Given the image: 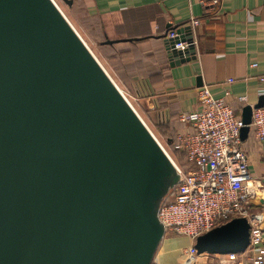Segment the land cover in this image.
I'll use <instances>...</instances> for the list:
<instances>
[{"label":"water","instance_id":"water-1","mask_svg":"<svg viewBox=\"0 0 264 264\" xmlns=\"http://www.w3.org/2000/svg\"><path fill=\"white\" fill-rule=\"evenodd\" d=\"M184 31L166 36L172 67L197 58ZM262 107L242 109V141ZM181 179L55 0H0V264H153ZM250 236L236 218L194 247L240 254Z\"/></svg>","mask_w":264,"mask_h":264},{"label":"crops","instance_id":"crops-1","mask_svg":"<svg viewBox=\"0 0 264 264\" xmlns=\"http://www.w3.org/2000/svg\"><path fill=\"white\" fill-rule=\"evenodd\" d=\"M76 1L97 22L92 29L98 37L117 42V50L127 53L123 63L144 82L149 111L157 112L160 121L172 124L177 133L186 128L179 120L181 114L202 106L204 87L215 99L226 98L238 114L264 96L260 82L264 76V0ZM204 2L212 6L205 8ZM195 19L200 20L199 26L191 24ZM175 27L185 29L182 34L187 42L195 41L197 58L172 67L166 36ZM226 91L230 96L226 97ZM242 97L247 98L245 103L239 101ZM243 147L251 176L262 191V198L253 205L264 211V143L250 132ZM191 244L187 237L166 238L154 263H181L183 251Z\"/></svg>","mask_w":264,"mask_h":264},{"label":"built area","instance_id":"built-area-1","mask_svg":"<svg viewBox=\"0 0 264 264\" xmlns=\"http://www.w3.org/2000/svg\"><path fill=\"white\" fill-rule=\"evenodd\" d=\"M211 6L204 2L205 8ZM200 23L197 19L191 22L193 26ZM177 29L171 28L167 38L179 37ZM188 47V43L176 45L183 52ZM260 82L264 85V76ZM228 96L230 92L226 91ZM200 98L202 106L179 117L186 128L177 134L176 148L186 154L187 163L181 169L170 157L182 179L160 211L166 237H187L192 241L182 253L181 264H198L201 260L207 264H264V211L253 205L262 198V191L251 176L241 140L245 126L242 116L226 98L215 99L207 87L201 89ZM239 101L245 103L247 98ZM250 128L255 139L264 143V107L253 109ZM236 218H247L251 225L250 245L244 253H197V237Z\"/></svg>","mask_w":264,"mask_h":264},{"label":"rangeland","instance_id":"rangeland-1","mask_svg":"<svg viewBox=\"0 0 264 264\" xmlns=\"http://www.w3.org/2000/svg\"><path fill=\"white\" fill-rule=\"evenodd\" d=\"M55 1L66 15L68 20L75 27L82 39L85 41L87 46L91 49L100 63L106 69L121 92L125 95L127 100L131 103L133 108L137 111L151 132L155 135L165 151L169 154L177 166L183 169L185 164L179 160L175 154V151L173 150V147L167 143L166 139L161 136L157 129V125L162 122L160 121L157 112L151 109L149 111L148 109L150 105L147 101L148 96L146 95V91L143 87L144 82L140 81L138 76L139 74H135L134 70H127L123 61H118L111 49L102 47L103 42H101V39L87 31L88 29L85 27V24L82 21L84 19L83 16L79 15L78 17L73 9L66 5L62 0ZM169 237L170 235L166 238L168 239ZM202 262L203 261L201 260L198 264H202ZM177 264H181L180 260Z\"/></svg>","mask_w":264,"mask_h":264},{"label":"trees","instance_id":"trees-1","mask_svg":"<svg viewBox=\"0 0 264 264\" xmlns=\"http://www.w3.org/2000/svg\"><path fill=\"white\" fill-rule=\"evenodd\" d=\"M73 5L72 8L73 11L75 12V14L79 17V15L83 16L84 19L82 20L83 23L85 24V27L89 30V32L92 35H95L98 37V33L95 32V30H93V22L97 24V22H95L93 19H89L85 12H84V8H83V4L81 5L80 2H77L76 0H73ZM179 28V27H178ZM102 47H106L107 49H111L114 52V56L117 57L118 61H124L128 56L126 52H122L117 50L116 48V44L118 43H114V44H107L106 40H102ZM127 70H132L130 67H126ZM157 129L159 131V133L161 134V136H163L167 143L173 147V150L175 151V154L177 155V157L179 158V160H181L182 163L186 164L187 163V156L184 152L178 150L176 148L177 145V132L175 127L172 124L169 123H160L157 125Z\"/></svg>","mask_w":264,"mask_h":264}]
</instances>
